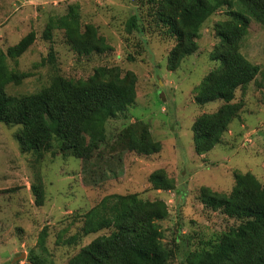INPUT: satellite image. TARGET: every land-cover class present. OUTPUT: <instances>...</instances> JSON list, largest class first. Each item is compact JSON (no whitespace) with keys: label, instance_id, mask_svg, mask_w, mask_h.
<instances>
[{"label":"trees","instance_id":"16d2710c","mask_svg":"<svg viewBox=\"0 0 264 264\" xmlns=\"http://www.w3.org/2000/svg\"><path fill=\"white\" fill-rule=\"evenodd\" d=\"M136 2L121 35L128 49L125 58L128 62L138 58L143 61L144 37L159 36L174 43L167 57L170 71L197 52L203 25L215 13L224 12L213 25L218 42L211 58L220 64L203 77L193 92L198 106L220 102L214 112L200 114L191 125L194 152L205 154L222 144L231 121L244 112L246 102L236 98L237 91L244 92L251 83L264 87V67L250 63L240 52L250 19L264 29V0ZM79 11L75 3L67 7L64 15L49 17L42 39L49 42L55 30L61 31L68 49L78 58L111 52L112 46L99 34L98 27L82 24ZM34 41L35 33L31 31L5 52L0 50V123L17 127L14 138L20 152L31 157L39 168L47 155L71 156L88 163L99 156L106 142V123L124 117L134 103L137 76L132 71L123 72L119 66H99L86 78H69L54 66L50 47L47 60L52 73L45 84L33 92L9 93V86H20L34 77L31 71L8 65L9 59L20 58ZM258 76L261 81H256ZM114 142L110 149L115 145L138 157L158 154L162 149L152 139L148 124L138 120L121 129ZM233 178L229 192L199 189L203 207L221 213L233 223L196 245H189L188 236H182L179 229L172 246L165 245L159 226L168 217L163 200L142 199L137 193L104 196L87 212L71 216L67 223L76 229L64 243L78 250L66 264H264V182L250 172L233 171ZM147 183L154 191H177L175 181L164 169L150 173ZM30 191L35 205L41 207L45 192L40 169ZM102 231L106 234H99ZM62 232L68 233V228ZM96 234L99 235L83 245L86 237ZM47 237L45 227L38 235V251H29L24 264H45ZM61 237L57 235L56 244ZM179 240H184L183 246L187 247L180 259Z\"/></svg>","mask_w":264,"mask_h":264},{"label":"rangeland","instance_id":"374dc122","mask_svg":"<svg viewBox=\"0 0 264 264\" xmlns=\"http://www.w3.org/2000/svg\"><path fill=\"white\" fill-rule=\"evenodd\" d=\"M75 3L80 6L82 24L98 27L99 34L112 46L111 52L78 58L68 49L61 31L55 30L49 42L42 39L49 17L64 15L67 7ZM135 6L136 0H0L1 51L17 44L29 32L35 33L27 52L17 60H8L9 67L31 71L34 77L20 86H9V93L33 92L45 84L52 73L47 60L50 47L54 66L66 77L86 78L99 66H119L123 72L132 71L137 76L134 103L124 117L106 123V142L99 156L88 163L71 156L47 155L39 168L31 157L20 152L14 138L17 127L0 123V264H10L15 255L18 258L14 264H24L29 251H38V235L45 227V264H66L78 250L64 243L76 229L67 224L71 216L87 212L110 194L137 193L142 199L163 200L168 217L159 226L165 245L172 246L178 229L182 236H188L189 245H196L233 223L221 213L203 207L198 199L201 187L229 192L234 184L233 171L250 172L264 182V87L251 83L244 92L237 91L236 98L244 100L246 107L229 124L222 144L202 155L193 148L191 125L200 114L212 113L220 106L219 101L196 105L193 92L203 77L220 64L211 58L218 42L213 25L224 12L215 13L203 25L197 52L170 71L167 57L174 43L159 36L144 37L143 61L126 60L128 49L121 35ZM240 52L250 63L264 67V29L252 19ZM256 81H261L259 76ZM136 120L148 124L152 139L161 144L158 154L138 157L115 145L110 149L117 133ZM39 169L45 192L41 207L35 205L30 191ZM157 169H164L175 181L176 192L149 189L147 177ZM67 228L68 233H63ZM59 234L62 237L56 244ZM99 234L86 237L83 245ZM184 244L179 240L178 259L187 248Z\"/></svg>","mask_w":264,"mask_h":264},{"label":"water","instance_id":"95a60500","mask_svg":"<svg viewBox=\"0 0 264 264\" xmlns=\"http://www.w3.org/2000/svg\"><path fill=\"white\" fill-rule=\"evenodd\" d=\"M24 256L23 255H21V258H23ZM18 258V255H15V257H14V259L11 261V263L10 264H14V262H15V260Z\"/></svg>","mask_w":264,"mask_h":264}]
</instances>
